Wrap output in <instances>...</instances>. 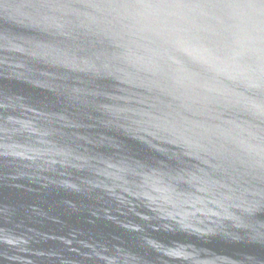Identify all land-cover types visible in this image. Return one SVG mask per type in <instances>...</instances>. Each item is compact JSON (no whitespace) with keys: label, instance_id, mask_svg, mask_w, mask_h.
I'll return each mask as SVG.
<instances>
[{"label":"water","instance_id":"95a60500","mask_svg":"<svg viewBox=\"0 0 264 264\" xmlns=\"http://www.w3.org/2000/svg\"><path fill=\"white\" fill-rule=\"evenodd\" d=\"M0 264H264V0H0Z\"/></svg>","mask_w":264,"mask_h":264}]
</instances>
